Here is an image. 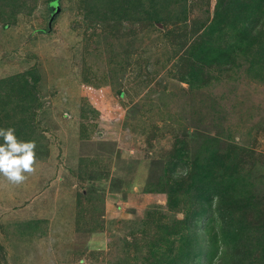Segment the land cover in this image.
Here are the masks:
<instances>
[{
	"label": "rangeland",
	"instance_id": "1",
	"mask_svg": "<svg viewBox=\"0 0 264 264\" xmlns=\"http://www.w3.org/2000/svg\"><path fill=\"white\" fill-rule=\"evenodd\" d=\"M49 1L0 13V80L22 74L38 96L15 111L16 96L1 98L0 128L35 141L36 162L21 184L0 174V264H235L241 240L222 234L235 223L215 208L232 182L230 206L249 191L246 220L264 230V69L241 52L264 37V0H186V12L163 0L176 18L157 23L133 16L138 0H115L124 18L88 23L84 0ZM207 156L203 211L180 184ZM174 225L194 227L193 252Z\"/></svg>",
	"mask_w": 264,
	"mask_h": 264
},
{
	"label": "trees",
	"instance_id": "2",
	"mask_svg": "<svg viewBox=\"0 0 264 264\" xmlns=\"http://www.w3.org/2000/svg\"><path fill=\"white\" fill-rule=\"evenodd\" d=\"M162 1L163 0H149V5L145 10L143 9V4L141 3V1H136V9L133 11V16H138V18L142 19H151L154 20L155 23L170 21L176 18L175 15H169L165 12L163 14ZM179 1L182 2L180 5V12H186V0ZM232 1L233 0H225L224 5L228 6L229 4H232ZM18 2L19 0H0V13L5 14V16H7L6 19H8L9 17L12 18V16H14L20 8L19 6L21 4H19ZM55 2L57 3V0H50L48 2L50 8ZM114 2L115 0H84L85 13L83 15V19L88 23V20H90V18L93 16L94 18H105L107 16H111L116 20L117 18H124L125 14L130 11V8L126 5H122L119 10H116ZM128 2L129 1L126 0V3ZM123 3L124 2H122V4ZM258 5H255V7L260 8ZM241 13L242 12H237V18L235 17L234 20L239 22L241 19ZM255 15V8H252L251 13H249L248 16L253 19H257ZM258 32L262 35V32L260 30ZM209 42H211V44H215L213 42V37H210ZM241 52H244V60L245 62H247L249 70H258L259 73V70L264 69V37L260 38V36L251 35L250 40L246 41V43L244 42ZM218 70L221 72H225L228 69L218 66ZM6 95L9 97L10 95H14V97L16 96L17 98L16 102H12V104H14L13 108H10L11 111L15 108L25 110L29 107L26 102L33 103L36 100L38 101V96L35 95L34 80L32 82H29L26 78H23L22 74H16V77L14 76L6 79H1L0 116H2V118L0 119V121L3 118L9 117L10 114L6 108L8 102L1 100L2 96ZM15 125L16 124L13 125L12 123L8 127H13ZM211 160H214L211 156H207L204 159L205 165L197 170L196 175H194V181L184 182L183 186L180 184V188L184 189V194H187L190 198H195L201 201L202 204H205V206L203 207V211H206L207 208L211 206L210 201H208V197L210 194L209 187L212 186L211 183L213 181V172L209 167ZM231 188H233L232 182H229L225 186L220 188V192H222V195H220V198L217 200V206L215 208L219 212L220 216L223 217L224 223H235L233 230H231L229 234V237L231 236V239L227 238L226 235L222 233L224 236L223 240H225L226 238L232 246L234 241L241 240V248L239 249L238 253H235L234 256V259H236L235 264H264V230L260 227L259 222L250 223L246 220L247 213L251 207V201L249 199L250 192L244 189L245 191H242V193H238L240 195L239 201H236V209H232V206H230V200L226 199L228 191H230ZM244 202L246 207H243L242 212L236 213L240 206H243ZM199 206H201V203L199 204ZM233 216L237 217L234 218ZM189 222H191V219H188L186 222H184V224H187ZM170 228L172 230H169L167 228V231L170 234L172 233V235H175L181 241L187 243L188 250L180 251L183 254H185L186 252L189 253V251L193 252L192 248L197 244L198 239L194 232V227L191 225H174V228L172 226ZM163 229L165 230L166 226H164ZM183 230H185L186 234L180 235ZM212 238L213 243H217L218 239L211 236L210 240H212ZM236 245L237 244H235V247ZM255 252L257 254H255Z\"/></svg>",
	"mask_w": 264,
	"mask_h": 264
},
{
	"label": "clouds",
	"instance_id": "3",
	"mask_svg": "<svg viewBox=\"0 0 264 264\" xmlns=\"http://www.w3.org/2000/svg\"><path fill=\"white\" fill-rule=\"evenodd\" d=\"M0 174L13 184H21L26 179L25 173L34 171L36 162L35 141H21L15 135V129L0 128Z\"/></svg>",
	"mask_w": 264,
	"mask_h": 264
},
{
	"label": "water",
	"instance_id": "4",
	"mask_svg": "<svg viewBox=\"0 0 264 264\" xmlns=\"http://www.w3.org/2000/svg\"><path fill=\"white\" fill-rule=\"evenodd\" d=\"M54 5L57 7V3L55 2Z\"/></svg>",
	"mask_w": 264,
	"mask_h": 264
}]
</instances>
